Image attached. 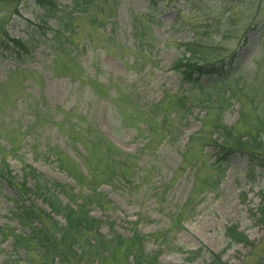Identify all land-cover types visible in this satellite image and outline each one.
I'll use <instances>...</instances> for the list:
<instances>
[{
  "label": "rangeland",
  "instance_id": "obj_1",
  "mask_svg": "<svg viewBox=\"0 0 264 264\" xmlns=\"http://www.w3.org/2000/svg\"><path fill=\"white\" fill-rule=\"evenodd\" d=\"M53 1L62 8L75 0ZM105 1L100 4L108 14L104 28L95 31L88 20H82L79 34L72 37L79 49L80 41L90 40L91 47L76 57L80 64L68 57L54 61L46 39L55 21L35 3L21 4L11 18L7 33L21 39L27 52L17 60L0 56V161L4 159L16 176L21 175L24 161L78 192L75 181L57 169L54 158L34 156L39 158L46 148L59 150L86 175L78 156L84 141L71 132L73 124L81 121L131 155L136 165L132 180L98 186L97 192L110 202L91 212L102 222V234L146 236L145 252L158 253V264H209L214 256L223 264H264V215L259 212L264 204V167L235 155L218 172L210 167L217 149L198 144L182 162L189 138L203 124L208 133L214 121L233 127L241 108L246 120L237 124L240 133L264 119V0ZM1 16L8 20L2 12ZM193 41L200 43L198 53L224 65V86L232 88L236 98L247 97L240 101L233 97L221 109L207 104L214 109L206 116L208 98L190 92L189 111L178 130L146 146L156 116L171 122L174 118L170 105L156 106L186 88L170 69L181 57L182 46ZM217 81L215 76H204L199 86H212V93L206 94L213 99L221 87ZM90 89L98 98L87 99ZM220 95L227 98L230 91L222 89ZM209 135L221 144V136L214 131ZM254 141L263 144L259 150L264 153V141ZM10 147L14 154L8 152ZM198 165L202 168L196 175ZM11 198L0 182V227L24 233L10 219ZM228 229L241 236L231 240ZM11 242L0 244V264L11 251ZM19 261L27 264L23 253Z\"/></svg>",
  "mask_w": 264,
  "mask_h": 264
},
{
  "label": "trees",
  "instance_id": "obj_2",
  "mask_svg": "<svg viewBox=\"0 0 264 264\" xmlns=\"http://www.w3.org/2000/svg\"><path fill=\"white\" fill-rule=\"evenodd\" d=\"M26 1L28 0H0V12L8 18L6 21L5 17H0V56L17 60L24 57L27 52L26 45L21 39L10 38L7 33L11 18L17 16L18 8ZM30 1L51 15L55 21V29H50L51 36L46 39L47 45L55 54L54 61L57 58L68 57L69 62L80 64L76 57L86 48L91 47L88 43L90 40L83 43L80 41L82 45L79 49V45L74 44L72 37L79 34L82 20H88L95 31L100 27L104 28V20L107 19L108 14L100 4L106 1L75 0L73 5L62 8H58L53 0ZM97 15L101 16V19ZM199 45L198 41L184 44L181 57L172 65L170 70L180 76L182 88H186L157 104L156 109L161 108L163 104L170 105L174 109V118L171 122L163 116H156V120L153 121L154 128L149 130L146 146H150L156 138H170L175 130H178V126L182 124L189 111L186 107L191 100L188 93L197 91L208 98L205 103L208 112L206 116H209L214 109L209 107L210 104H218L221 109L226 101L237 97L235 92L232 93V88L224 86L227 82L224 65L221 61L215 62L214 57L208 59L198 53ZM204 76H215L218 79L216 84L221 85L213 99L212 95L206 94L212 93V86L210 88L199 86V80ZM222 89L230 91L229 97H221ZM86 97L91 100L98 98V95L90 89L86 91ZM246 97L245 94H240L239 99L236 100L240 101ZM243 111L241 108L242 115L237 124L246 120ZM258 121L260 122L244 130L243 133L238 131L237 124L227 127L221 121H214L209 133L212 134L214 131L222 137L219 145L211 140V136L206 131L208 127L203 124L202 129L189 138L182 162H187V157L194 150L192 145L198 144L201 147L212 146L217 149L216 160L210 167L217 169L218 172L219 167L235 155L246 157L250 165L258 164L264 167V153L259 150L263 144L261 146L254 141L255 139L264 141V119ZM71 132L84 141L78 156L86 175L59 150L46 148L42 156L39 158L34 156V158L36 160L54 158L57 169L75 181L80 189L78 192L69 185L59 184L39 173L24 161L21 162L20 176L12 173L4 159L0 161V182L12 193L10 201L13 211L10 213V219L26 230L17 234L15 229L7 225L0 227V244L8 240L12 241L11 251L5 254L1 264H20L21 253L25 256L27 264H54V262L56 264H158V253L145 252L146 236L133 232L126 237L114 231H109L111 236L104 235L101 232L102 222L91 217L93 209L102 210L110 205V202L97 192L98 186L102 183L132 180L137 175L134 171L136 167L134 158L117 150L90 127H85L81 121L73 124ZM14 150V147H10L8 152L14 154ZM194 168L197 175L202 167L194 166ZM259 212L264 215V204ZM226 233L233 241L241 236L234 229H228ZM178 251L182 253L181 249ZM187 254L196 255L192 252ZM209 264L223 263L214 256Z\"/></svg>",
  "mask_w": 264,
  "mask_h": 264
}]
</instances>
